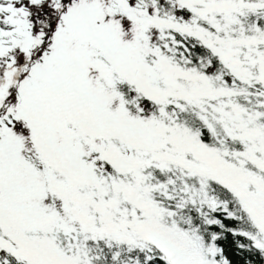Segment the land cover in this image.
Returning a JSON list of instances; mask_svg holds the SVG:
<instances>
[{"label":"snow or ice","instance_id":"obj_1","mask_svg":"<svg viewBox=\"0 0 264 264\" xmlns=\"http://www.w3.org/2000/svg\"><path fill=\"white\" fill-rule=\"evenodd\" d=\"M0 264H264V0H0Z\"/></svg>","mask_w":264,"mask_h":264}]
</instances>
